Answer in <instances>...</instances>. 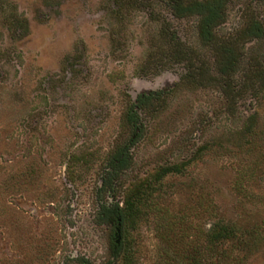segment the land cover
Listing matches in <instances>:
<instances>
[{
    "label": "rangeland",
    "instance_id": "obj_1",
    "mask_svg": "<svg viewBox=\"0 0 264 264\" xmlns=\"http://www.w3.org/2000/svg\"><path fill=\"white\" fill-rule=\"evenodd\" d=\"M205 1L0 0V264H120L104 214L141 183L137 264L219 229L225 264H264V0H224L207 41L180 13Z\"/></svg>",
    "mask_w": 264,
    "mask_h": 264
},
{
    "label": "trees",
    "instance_id": "obj_2",
    "mask_svg": "<svg viewBox=\"0 0 264 264\" xmlns=\"http://www.w3.org/2000/svg\"><path fill=\"white\" fill-rule=\"evenodd\" d=\"M224 0H207L205 2H194L190 3L189 6H180L182 8L180 13H191L199 16V34L200 37L207 41L210 39L213 30L221 20L222 15V3ZM250 33L254 37H261L262 30L259 25H252L249 28ZM160 94H149L140 96L137 98L136 107L133 105L131 109L125 114V121L128 123V128H131L134 132L137 130V117L138 113L135 110L148 107L155 97ZM123 149L117 150L111 159V163L118 169H123L127 165V158L124 156ZM112 168V167H111ZM177 172L175 168L163 169L160 176L157 178L158 181L163 179L169 173ZM145 183H141L135 186L129 195H126L120 205H115L114 209L109 213H105L107 222L113 227V239L111 241V256L115 261L119 260L120 264H137L135 258V252L129 244L127 239V231L134 227L135 223L141 217L142 207H146V201L149 199V189ZM117 236V237H116ZM232 232L226 230H218L217 232L207 235V247L203 250L197 246L193 247L189 254L185 252H173V258H178V262L185 264H225L229 259L223 251L217 252L218 244L226 239L232 238ZM160 240L164 246L166 244L167 236L162 233ZM167 245V244H166ZM170 244L166 246L165 255H171ZM177 254L179 256H177Z\"/></svg>",
    "mask_w": 264,
    "mask_h": 264
}]
</instances>
